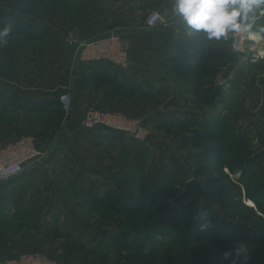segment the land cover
I'll list each match as a JSON object with an SVG mask.
<instances>
[{"label": "rangeland", "instance_id": "rangeland-1", "mask_svg": "<svg viewBox=\"0 0 264 264\" xmlns=\"http://www.w3.org/2000/svg\"><path fill=\"white\" fill-rule=\"evenodd\" d=\"M69 8H72L74 15L88 12L87 7L77 9L76 3L69 4L66 0H0V30L6 26L10 27V34L3 43H0V84L67 83L66 77L51 72L57 71L58 65L45 56L42 40L30 43L29 36L44 33L46 26H49L54 32L67 35L72 42L71 38L75 34L72 26L67 23ZM12 28L16 31L12 32ZM236 42L232 43L233 48L240 49L242 42L239 48ZM257 53L262 54L260 56L264 58V52ZM76 54L80 57L77 46ZM256 58L258 57L254 56L250 59ZM235 59L236 54L232 51L227 57L228 65L233 64ZM224 72L218 73L214 80L213 86L217 91V97L211 105H204L198 94H195L196 99L191 97V100H185V97L181 96L180 108L185 112L187 107H190L191 116L195 114V117H198L194 124L188 122V117L182 116L174 128L162 127L159 124L149 126L135 113L105 109L124 113L133 124L140 121L142 136L134 137L122 131L121 134L114 136L99 135L95 138L99 143L94 144L92 140L83 138V131L87 128L78 123L71 122L68 125L70 134L61 133L60 129L66 127V113L62 110L58 116L51 114L47 117L41 114L43 111L37 114L31 112L17 114L16 110L0 114V147L24 135H33L41 146L47 145L51 140L52 144L68 146V151L65 149V157L83 162L86 172L91 173L88 168H94L95 174L104 175L103 177L111 174L133 175L138 180H147L150 183L175 182L176 188L171 197L164 196L168 200L173 199L172 195L183 194L188 182L194 179L201 184L203 191L201 194L196 193L195 197L192 195L188 198L195 199V208L185 215L178 230L150 233L151 239L145 244L143 252L147 253L152 246L160 249L169 247V253L172 254L171 264H210L213 259L220 256L222 249H232L236 242L242 241L249 248V259L246 264H264V244L253 237L239 231L234 237L210 241L205 238V232L199 230L200 223H197L201 208L206 204L209 209L219 212L230 222L234 221L242 226H264V201L258 205L256 203L258 197H249L246 192L248 186L252 189L259 185L264 187L262 79L264 72L262 70L257 73L261 78H256L258 82L255 81V84L250 82L232 84L227 79L229 73ZM183 77L181 80L184 82L189 78L188 75ZM220 81L227 84L221 85ZM168 95L167 99L172 94ZM4 108H7V105L0 101V112H4ZM206 123H211L216 128L224 144L223 157L215 158L213 161L205 160L203 153L218 141L193 142L196 135L208 131ZM39 127L44 129L39 131ZM120 136L123 138H119ZM45 151L46 159L50 155L47 150ZM58 155H60L58 160L63 161L62 154ZM235 160L245 166L243 180L240 178L242 166L230 167L231 161ZM76 185L72 184L70 188L77 190L76 198L65 202V205L69 206L68 214L44 218L39 216L14 218V215L9 216L10 213L2 215L3 203L8 206L6 198L11 196L12 190L0 186V231L9 230L6 236L9 247L4 245L3 239L1 240L6 249L4 257L24 252H42L55 264H138L132 259L133 240L127 238V242L133 246L131 251H121L111 245L113 242L111 236L118 234L126 226L141 224L151 206L142 208L135 220L125 212L111 211L110 214L108 208L103 210L101 205L99 207L89 205L87 211L81 213L82 209L78 210V204L82 200H87V197L80 186ZM100 186L101 190L108 187L115 193L121 189L123 194L131 193L136 198H141L136 190H130L127 185L120 181L117 183L115 179L110 186L107 184ZM64 189L67 190L66 185ZM215 193L219 200L215 199ZM164 198L160 202H163ZM187 202L186 207H189V201ZM192 227L196 229L194 232L191 231ZM27 228L35 230L23 234V241L28 240L27 248L13 250L15 247L10 246L12 236L14 233L21 235L22 232L19 231H25ZM103 230L106 231L104 235ZM143 235L134 233L139 239H142ZM100 237L103 238L99 239ZM108 244L111 246L107 247ZM10 250L14 253H9Z\"/></svg>", "mask_w": 264, "mask_h": 264}, {"label": "crops", "instance_id": "crops-1", "mask_svg": "<svg viewBox=\"0 0 264 264\" xmlns=\"http://www.w3.org/2000/svg\"><path fill=\"white\" fill-rule=\"evenodd\" d=\"M66 2L76 3L77 9L84 7L88 9V12L76 15L73 14L72 8L68 9L67 23L72 26L77 40L105 34L117 28L128 48V64L118 66L107 60H82L77 57V45L70 42L67 35L58 34L46 26L44 33L29 36V41L33 43L38 39L42 40L45 56L58 65L57 71L51 72L66 77L67 83L0 84V101L7 105L0 114L17 110V114L24 112L37 114L43 111L41 114L46 117L51 114L58 116L63 111L59 107V94L68 90L72 99L71 112L65 115L66 127L60 129L61 133L70 134L68 125L71 122L83 126L82 116L90 104L104 109L135 113L149 126L159 124L162 127L174 128L182 116L188 118L196 116L194 113L191 116L190 107H187L185 112L180 108L181 96H184L185 100H191V97L196 99V95L181 80L173 63V59L180 58V39L185 32L188 35L191 32L172 14V0H66ZM152 10H159L166 18L165 22L153 28L147 27L145 23L147 15ZM62 22H65L64 19ZM261 26H264V19L257 20L251 31L257 33ZM240 39L241 48H233L232 43ZM227 42L231 44L232 51L236 54L234 67L231 70L224 69L230 75L228 81L232 84L258 82L256 78L260 79L261 76L257 73L262 70L264 72V69H261L264 68V58L260 56L262 54L257 53L264 52V33L256 37L248 33H238L230 35ZM254 56L261 59L251 60L250 58ZM233 75H236L235 78ZM262 79L264 81V77ZM170 93L172 95L167 99ZM97 128L84 130L83 138L97 144L98 140L95 138L99 135H117L101 127ZM42 129L44 128H38L39 131ZM37 143L49 152L50 157L46 159L44 157L41 162L27 166L12 180L0 182V186L12 190L11 196L6 198L8 206L3 203L2 215L10 213L9 216L14 215V218L67 215L69 206H66L65 202L74 200L78 193L77 190L70 189L72 184L80 186L87 197V200H82L78 204V210L82 209L81 213L87 211L89 205L99 207L93 204L94 200L101 198L110 190L108 187L101 190L100 185L110 186L114 182L115 174L111 176L108 174L109 178L103 177L102 174L96 175L94 168H88L91 173L86 172L83 162L76 160L75 162L65 157L68 146L52 144L51 140L43 146L40 142ZM59 153L64 157L63 161L58 160ZM65 185L67 190L64 189ZM8 231H0V258L6 254L1 240L3 239L5 246L9 245L6 237ZM30 231L35 230L27 228L25 231H19L22 232L21 235L12 232L14 235L10 246L15 247L13 250L27 248L28 240L23 241V234ZM10 251L9 253H14Z\"/></svg>", "mask_w": 264, "mask_h": 264}, {"label": "trees", "instance_id": "trees-1", "mask_svg": "<svg viewBox=\"0 0 264 264\" xmlns=\"http://www.w3.org/2000/svg\"><path fill=\"white\" fill-rule=\"evenodd\" d=\"M15 31V28H12V32ZM185 33L180 39V58L173 59L175 69L180 78L188 75L189 78L185 82L189 86V90L196 95L198 94L204 105H211L214 98L217 97V91L214 90L213 86L216 76L225 68L231 70L235 65L234 62L228 65L227 61V57L232 53L231 44H228L227 40L214 41L208 40L200 34L191 33L188 35ZM197 118L198 117L192 116L189 118L188 122L194 124L197 122ZM205 126L208 128V131L196 135L193 142H198L199 140L218 141L217 144L212 146L209 150H206L203 156L207 161H213L215 158L220 159L224 155V144L221 142V137L211 123H206ZM101 128L117 134L122 132L121 130L106 126H102ZM234 165L242 166L240 178L243 180L245 176L244 164L237 160L231 161L230 167H234ZM114 179L117 183L120 181L127 185L130 190H136L141 198H136V196H133L131 193L123 194L121 189H119V192L115 191V193L113 190H107L101 198L94 200V205H101L103 210L107 207L109 213L111 211L129 213L134 220L137 218L142 208H148V206H151V208H148L141 224L126 226L120 230L118 234L111 236L113 239L111 245L114 246L116 250L131 251L133 246L127 242V238H131L134 243L132 259L138 264H171L172 254L169 253V247L160 249L157 246H152L147 253L143 252V248L151 239L150 233L156 234L158 231L178 230L185 215L195 208V199L191 198V200H189L188 198L192 195V197H195L194 195H196V193L201 194L203 191L200 192L195 186H189L187 184V189L183 194L177 196L172 195L173 199L168 200V198H164V196H170L172 194L176 188L175 182L170 184L157 181H155V183H150L147 180H138L133 175H115ZM246 192L249 197H258L256 200L258 205H261L262 200L264 201L263 185H259L257 188L253 189L251 186H248ZM216 195L217 193H215V197ZM163 198V202H160ZM215 199L219 200L218 197ZM187 200L190 204L189 207H186L188 205V202L186 203ZM118 204H120V206H118ZM201 214H204L205 219L211 220L212 222L213 227L204 231L205 238L210 241L234 237L237 232L241 231L243 234L245 233L249 235V237H253V239L259 243L264 244V226H242L237 222H230L226 218H223L219 212L209 209L206 204L201 208L197 223L203 222L200 219ZM195 230L196 229L192 227L191 231L194 232ZM134 233L144 234L143 238L139 239L137 236H134ZM102 238L103 237H100V239ZM111 245L108 244L107 247ZM226 250L228 249H222L220 256L213 259L210 264H222L221 256ZM224 264H226V262H224Z\"/></svg>", "mask_w": 264, "mask_h": 264}, {"label": "built area", "instance_id": "built-area-1", "mask_svg": "<svg viewBox=\"0 0 264 264\" xmlns=\"http://www.w3.org/2000/svg\"><path fill=\"white\" fill-rule=\"evenodd\" d=\"M165 21L166 18L159 10H152L147 15L145 23L147 27L153 28ZM71 41L76 43L82 60H107L118 66H126L129 62L128 48L117 28L85 40H77L72 36ZM240 41L241 39L236 42L238 48ZM220 84L227 83L220 81ZM58 100L61 109L69 114L72 105L70 92L68 90L61 92ZM82 124L87 129L106 126L134 137L142 136L140 121L133 124L122 112H111L92 104L87 106L82 116ZM45 156L46 151L39 147L33 135H24L3 145L0 147V182L17 177L27 166L41 162ZM0 264H55V262L42 252H24L0 258Z\"/></svg>", "mask_w": 264, "mask_h": 264}, {"label": "clouds", "instance_id": "clouds-1", "mask_svg": "<svg viewBox=\"0 0 264 264\" xmlns=\"http://www.w3.org/2000/svg\"><path fill=\"white\" fill-rule=\"evenodd\" d=\"M171 12L188 31L208 40H227L238 33L253 37L264 33V26L257 33L251 31L257 20L264 19V0H172ZM9 34V26L0 30V43ZM200 219L203 221L199 226L201 232L213 227L204 214ZM248 259L249 248L242 241L236 242L234 248L224 251L221 256L222 264H246Z\"/></svg>", "mask_w": 264, "mask_h": 264}, {"label": "water", "instance_id": "water-1", "mask_svg": "<svg viewBox=\"0 0 264 264\" xmlns=\"http://www.w3.org/2000/svg\"><path fill=\"white\" fill-rule=\"evenodd\" d=\"M227 73L228 72H225V74H227ZM188 185L189 186H195L200 192H202L201 184L198 181L192 179V180H190L188 182ZM104 234H106V231L105 230L102 231V235H104Z\"/></svg>", "mask_w": 264, "mask_h": 264}]
</instances>
